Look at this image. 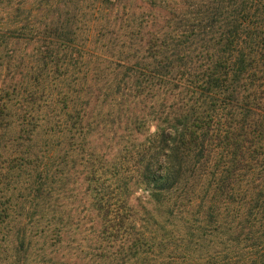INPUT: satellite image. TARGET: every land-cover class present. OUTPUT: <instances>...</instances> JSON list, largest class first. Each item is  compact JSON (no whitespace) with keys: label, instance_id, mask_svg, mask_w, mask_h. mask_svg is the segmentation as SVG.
Returning <instances> with one entry per match:
<instances>
[{"label":"trees","instance_id":"1","mask_svg":"<svg viewBox=\"0 0 264 264\" xmlns=\"http://www.w3.org/2000/svg\"><path fill=\"white\" fill-rule=\"evenodd\" d=\"M0 264H264V0H0Z\"/></svg>","mask_w":264,"mask_h":264}]
</instances>
